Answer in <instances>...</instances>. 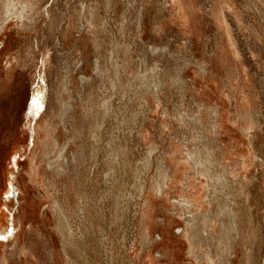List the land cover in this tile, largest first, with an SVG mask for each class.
Returning a JSON list of instances; mask_svg holds the SVG:
<instances>
[{
    "label": "rangeland",
    "instance_id": "rangeland-1",
    "mask_svg": "<svg viewBox=\"0 0 264 264\" xmlns=\"http://www.w3.org/2000/svg\"><path fill=\"white\" fill-rule=\"evenodd\" d=\"M7 1L0 0V19ZM16 6L0 28V257L7 264H146L148 250L159 264H195L197 257L264 264V0ZM207 78L211 92L199 100L192 82L203 87ZM237 91L248 97L244 110L234 107ZM200 103L211 104V124ZM221 105L229 128L227 117L241 118L233 128L246 162L234 176L220 163L222 143L233 136L226 127L217 140ZM33 150L41 174L35 183L27 173ZM194 151L206 171L190 173L192 186L203 194L214 233L200 213L177 205L189 193L176 183L178 170ZM228 215L238 229L229 251L217 237ZM185 230L200 237L195 255ZM25 247L32 262L23 259Z\"/></svg>",
    "mask_w": 264,
    "mask_h": 264
},
{
    "label": "bare ground",
    "instance_id": "bare-ground-1",
    "mask_svg": "<svg viewBox=\"0 0 264 264\" xmlns=\"http://www.w3.org/2000/svg\"><path fill=\"white\" fill-rule=\"evenodd\" d=\"M16 1L17 0H9V1H7V3L4 4L5 10L8 13H7V16L5 18H1L0 19V28L2 27L3 23H5L6 20L9 17H11L12 15H14L16 13V10H17ZM18 4H20V6H21V10L19 11V16H21L22 13H23L22 2L18 1ZM199 82L200 81H196V80H193V82H192L193 83V87H194V92H195L196 98L200 100V98H198V97H200L201 95H203L206 98H208V91L211 92V85L209 83L208 78L205 80V84L203 85V87L200 86V87H197L196 88V84L199 83ZM240 92L241 91H237L235 93V97H234V107L237 110H242V109L244 110L249 105V103H248V97L246 96V94H240ZM220 100H222V99H220ZM222 105L220 106V110H222V111H220L219 114L216 113V115L214 117V124H215V127H216L215 131H216V134L218 136L217 140L219 139V141L222 143L223 139L221 138L220 134L224 130V128H226V127L228 128V131L227 132H229V136L230 135H233V136L232 137H229V139H227V140H229L228 145L225 144V142L222 143V148H221L222 150L221 151L223 153V155H222L223 158L220 159L221 160L220 163L222 162L226 166L231 165V167H230L231 170L229 169L228 170V173H229L230 176L231 175L234 176V173H232V172H235V165H244L245 162H246V159L244 158V154L246 153L245 146H244V140L243 139H240L239 138V135H237V133L234 130V128H237L239 130V126L240 125H238V121H240L241 118L238 117L237 120H233V119L230 120L227 117V120H229L230 124L234 127L233 128V127L230 126V128H229L227 126V124H226V121L224 120V111H223ZM197 106L199 107V109L203 113V122H206V117H208L210 119V124H211V114H210L211 113V104H208V103H200V105H197ZM205 111H208V113H206ZM178 120H179V122H184V118L181 117V116H180V118H178ZM35 124H36V130H37L38 129L37 126L39 125V122L36 121ZM172 127H173V125L171 127H169V129L172 130ZM210 130H211V126H210ZM37 131L35 132L36 134H37ZM234 134H236L238 136V139H237V137ZM34 136H35L34 138H37V135H34ZM201 136H204V135H201ZM226 137H227V135H226ZM204 138L207 139L206 137H204ZM56 139L58 140V136H57ZM36 141H38V139H36ZM36 141L34 142V146L35 147H36V144L35 143H37ZM50 142H51V140H50ZM207 148H208L209 152L211 153V146H209V147L207 146ZM206 157H208V156H206ZM230 158H231L232 161H234V164H230L227 161H225V160L231 161V160H229ZM34 161H35V150H33L30 153V157L28 158V164H27V166H28L27 167V173L29 174V181L35 183L36 179H38L37 178V175L40 174L39 173V168L40 167H38L37 165H35V162ZM200 161H201L200 155L196 151H194L192 153H189V152L186 153V156L184 157L183 162L180 165V169L178 170L179 173H180V175L182 174L183 177L181 179L179 178V180L176 181V183H179L180 182V184H184V186H185L184 193H186L187 191H189V193H186L187 195L186 194H183L184 196H182L181 199L177 202V205H178V207L180 209H183L185 211L194 213L193 215H191L192 217L195 216V212L200 213L201 214L200 216L203 218V219H201V222L203 224H205V225H209V227L213 229L212 232L214 233V231H215L214 230L215 229V224L211 220V215L209 213H203L204 212L203 209L205 208V199L203 197V194L199 193L197 190H195L193 188L194 186H192V184H194L193 179H191L192 175L193 176H195V175H204L205 174V171H206V169L204 168L203 164H201V165L199 164ZM208 161H209V157H208ZM48 166L51 169L50 163L48 164ZM226 166L223 167V170L224 171L227 170L225 168ZM189 167L191 168L189 170L190 172L187 171V169ZM54 168L57 171H59V172H64V169L63 168H60V167H58L56 165L54 166ZM184 172H186V173L184 174ZM190 173H192V175ZM168 175L169 174L165 175V179L168 177ZM2 187H3V184H2ZM159 188H160V185L158 186V189ZM20 189H21L20 191L23 192V190H24L23 187L20 188ZM158 191L160 192V190H158ZM69 194L71 195V193H69ZM147 196L148 197H153V194L151 192H147ZM146 203H147L146 204V206H147V213L146 214H142V218H143V220L145 222L149 221V217H150L151 213L153 212V209H154V206H155L154 205V201H150L149 203L148 202H146ZM54 206H56V203H55ZM81 207H82V205H81ZM77 211L80 214H82V208H80V204H78ZM0 214H2V212ZM12 218L14 219V216H12ZM162 225H164V224H162ZM188 225H189V223L186 224V227H188ZM226 228H227V231H224V230L220 229V231H218L217 237H218V240H220V238L222 237L221 239L223 240V242L226 245V250L229 251L231 249V247H233V246L230 247L231 242H229L230 237H231V234L232 233L234 234V232L235 231L237 232V230H238L237 229V225H236V223L233 220V217L231 215H228V221H227V224H226ZM17 230L18 229H16V231ZM16 231L13 233L14 235H16ZM185 233L187 235H189V233H188L187 230H185ZM69 235H71L70 232H69ZM204 235H205V233H204ZM15 238H17V236ZM199 239H200V237L196 233H192V234H190L188 236V243H189V245H188V252L190 254L195 255L194 253L196 252V241H198ZM233 239L234 238H231V240H233ZM32 253L33 252L31 250V248H26L25 247V249H23L22 254H23V259H24L25 262H28V263L30 261L32 262V260H31ZM152 256H153L152 253L147 250L146 251V254L144 256L145 257V261L144 262L146 264H157V262H158V264H159V262H160L159 259L157 257L154 258V256L153 257ZM2 257H0V264H7L6 263V260L4 258H2ZM196 261L197 262L195 264H204V262H205L204 259H200L198 257H197V260Z\"/></svg>",
    "mask_w": 264,
    "mask_h": 264
},
{
    "label": "snow or ice",
    "instance_id": "snow-or-ice-1",
    "mask_svg": "<svg viewBox=\"0 0 264 264\" xmlns=\"http://www.w3.org/2000/svg\"><path fill=\"white\" fill-rule=\"evenodd\" d=\"M32 104H33V106H35V107H38V106H39V102H38L37 99H33V100H32ZM9 195H10V193H9Z\"/></svg>",
    "mask_w": 264,
    "mask_h": 264
}]
</instances>
